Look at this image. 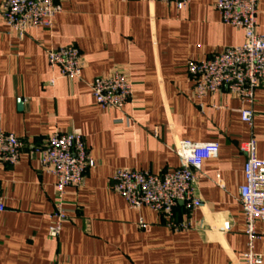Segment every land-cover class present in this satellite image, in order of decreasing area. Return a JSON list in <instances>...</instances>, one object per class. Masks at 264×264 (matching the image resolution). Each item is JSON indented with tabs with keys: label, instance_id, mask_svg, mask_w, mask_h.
<instances>
[{
	"label": "crops",
	"instance_id": "1",
	"mask_svg": "<svg viewBox=\"0 0 264 264\" xmlns=\"http://www.w3.org/2000/svg\"><path fill=\"white\" fill-rule=\"evenodd\" d=\"M213 1L191 0L178 11L158 0H58L51 29L22 38L0 18V129L26 144L15 166L0 167V264H241L239 146L252 137L264 161V86L254 92L250 127L240 120L245 105L227 90L193 98L187 62L243 42L241 30L222 24ZM257 9L256 32L264 35V0ZM67 45L80 52V80L48 66L46 52ZM115 71L132 86L121 112L101 109L88 87ZM56 132L81 135L94 167L81 188L65 189L66 220L50 239L55 179L40 170L31 148ZM180 140L216 143L218 154L196 174L203 207L179 204L173 222L190 228L173 231L149 209L129 208L109 186L117 169H175L170 148ZM255 232L253 251L264 263V221L255 222Z\"/></svg>",
	"mask_w": 264,
	"mask_h": 264
},
{
	"label": "built area",
	"instance_id": "2",
	"mask_svg": "<svg viewBox=\"0 0 264 264\" xmlns=\"http://www.w3.org/2000/svg\"><path fill=\"white\" fill-rule=\"evenodd\" d=\"M58 0H2L0 18L4 25L22 38L28 30L51 29L54 16L60 12ZM172 3L183 11L191 0H158ZM259 0H214L222 24L243 32L239 46L228 47L209 58L187 62V73L193 82V98H203L222 89L245 105L240 110V120L252 125L254 92L264 86V35L256 32V15ZM50 68L57 67L61 76L80 80L82 59L79 50L67 45L48 50ZM94 102L103 110L121 112L132 98V86L125 76L112 72L109 76L95 78L88 84ZM25 143L11 133L0 129V167L17 164ZM179 161L178 167L160 174L149 171L117 169L109 189L121 196L131 209L147 208L165 219L166 227L173 231L187 230L188 223L173 222L174 209L182 204L187 209L201 208L203 203L196 196V174L203 161L218 154L216 143L176 141L170 148ZM245 161L244 183L238 188L237 203L244 215L246 251L241 264H264L254 253V241L258 238L255 222L264 221V161L256 156L255 140L250 137L240 144ZM31 154L40 170L52 175L54 183V211L47 230L50 239H56L66 216L63 208L65 189H79L84 184L85 172L94 167V161L81 135L53 133L40 145H32ZM219 184V182H217ZM0 192V213L4 211ZM141 228L145 226L140 224Z\"/></svg>",
	"mask_w": 264,
	"mask_h": 264
},
{
	"label": "water",
	"instance_id": "3",
	"mask_svg": "<svg viewBox=\"0 0 264 264\" xmlns=\"http://www.w3.org/2000/svg\"><path fill=\"white\" fill-rule=\"evenodd\" d=\"M19 108H20V104H19Z\"/></svg>",
	"mask_w": 264,
	"mask_h": 264
}]
</instances>
